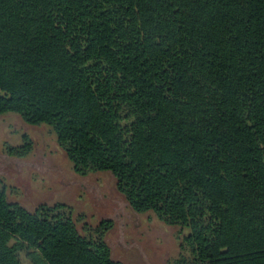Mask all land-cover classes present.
Returning <instances> with one entry per match:
<instances>
[{
	"label": "trees",
	"instance_id": "1",
	"mask_svg": "<svg viewBox=\"0 0 264 264\" xmlns=\"http://www.w3.org/2000/svg\"><path fill=\"white\" fill-rule=\"evenodd\" d=\"M3 113L48 126L75 173L109 172L134 212L177 227L166 264H264V0H0ZM8 188L0 264L23 250L124 264L111 219L28 209Z\"/></svg>",
	"mask_w": 264,
	"mask_h": 264
},
{
	"label": "rangeland",
	"instance_id": "2",
	"mask_svg": "<svg viewBox=\"0 0 264 264\" xmlns=\"http://www.w3.org/2000/svg\"><path fill=\"white\" fill-rule=\"evenodd\" d=\"M23 144L29 146L24 156L7 153ZM0 178L12 187L7 189L8 198L28 209L63 202L92 225L111 219L105 240L112 258L124 264H166L179 255L177 227L151 213L134 212L109 172L75 173L46 125H29L15 113L0 114ZM19 259L20 264H30L25 250Z\"/></svg>",
	"mask_w": 264,
	"mask_h": 264
}]
</instances>
